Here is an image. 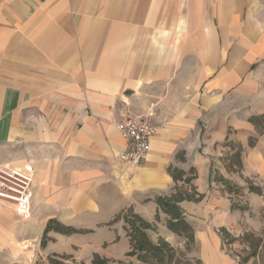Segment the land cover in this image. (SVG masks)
<instances>
[{"label": "crops", "instance_id": "0c3cea01", "mask_svg": "<svg viewBox=\"0 0 264 264\" xmlns=\"http://www.w3.org/2000/svg\"><path fill=\"white\" fill-rule=\"evenodd\" d=\"M263 58L264 0H0V146L24 143L35 168L30 217L0 202V252L55 219L86 231L49 230L44 248L120 260L129 237L112 220L127 207L155 223L150 239L173 244L181 235L155 202L174 191L172 165L195 168L203 195L179 203L194 230L188 257L237 264L214 228L223 202L209 167L229 130L254 128L241 119L239 80ZM256 107L247 115L264 113ZM132 115L155 130L147 159L126 165L116 123ZM237 132L229 140L245 143ZM107 242L123 250L101 251Z\"/></svg>", "mask_w": 264, "mask_h": 264}, {"label": "rangeland", "instance_id": "374dc122", "mask_svg": "<svg viewBox=\"0 0 264 264\" xmlns=\"http://www.w3.org/2000/svg\"><path fill=\"white\" fill-rule=\"evenodd\" d=\"M239 82L241 119L252 124L248 119L254 113L247 115L250 108L259 104L261 108L264 106V58L260 61H254ZM201 123L200 121V126ZM252 126L254 125L252 124ZM247 128L244 126L240 131L237 129L235 131L229 130L227 133V135L229 133L233 135L238 131L237 134L246 141L243 144L240 142L243 147L240 170L228 171L225 169L224 158L230 149L222 145L224 140L216 145V151L210 160L209 186L211 189L213 188V197L223 202L221 208L217 207V210L212 213V220L217 222L214 228L218 229L216 232L220 237V246L231 258H234L237 264H264V139L260 143L258 136L255 147L251 148L252 146L248 145V138L250 135L256 136V130L255 126L249 132ZM29 152L30 149L22 142L3 143L0 146V159L7 160L11 164L23 163L27 161ZM193 169L195 171V168ZM190 170L186 171L188 176L193 175ZM217 176H223L227 179V184L218 181ZM249 183L260 187L261 192L250 191ZM184 185L191 192L192 185ZM185 186L184 188H186ZM10 208L14 212L12 206ZM219 209L221 210L218 213ZM151 234L154 237V233L151 232ZM42 237V234H32L19 240L10 248L9 252L8 250L1 251L0 264H91L92 256L86 261L76 260L72 257H62L61 255L66 254L65 252H53L42 247ZM48 237L50 238V236ZM171 242L173 243L171 245L174 247V254L170 260L164 257L162 263L155 261L152 257L143 261L136 256L126 255L130 247L127 248L126 243H122L125 250L121 259L116 260L107 257L105 258L106 264H197V259L188 257L189 251L195 247L193 243L187 242V239L182 235L179 239L172 238ZM168 243L170 244V242ZM56 245V242L53 241L51 246L56 247ZM111 249H116V252L123 250V248H115L109 242L100 247V250L104 252H110Z\"/></svg>", "mask_w": 264, "mask_h": 264}, {"label": "trees", "instance_id": "16d2710c", "mask_svg": "<svg viewBox=\"0 0 264 264\" xmlns=\"http://www.w3.org/2000/svg\"><path fill=\"white\" fill-rule=\"evenodd\" d=\"M255 126L256 136L250 135L248 138V145L254 146L258 136H260L264 132V113L262 114H253L248 119ZM223 146H226L230 149L225 154L224 165L225 169L228 171H237L242 167V151L243 147L240 142H233L229 140L228 135L225 137ZM193 175L188 176L187 172H185L181 168L174 167L169 165L167 167V171L172 176V179L175 182L174 191L169 194L158 195L155 197V202L158 205V210L160 209L164 214L168 216L166 220V226L169 230L175 232L177 235H182L187 239V242L193 243L194 241V230L191 225L183 216V210L180 206V202L182 200H199L202 198V194L198 193L194 186H191V181L196 177V173L193 168H190ZM218 181L221 183L227 184V179L223 176H217ZM178 181H182V185H177ZM184 184L191 186V192L184 188ZM250 184V183H249ZM250 191H255L257 193L261 192L260 187L250 184ZM156 219H159L158 212L155 214ZM112 221L123 220L125 225V231L129 237L130 250L126 252V255L136 256V258L146 261L149 258H153L155 261L160 263L164 262V257L168 260L174 254V247L170 245L166 240L159 237L156 241L150 239L148 235V231L155 230V223L148 222L143 217H141L136 212L134 213L132 208L127 207L121 209L118 213H116L113 217ZM44 230L43 237L41 240V246L44 247L48 240V231L54 230L60 233H77V232H85L84 229H75L71 226H66L64 224L59 223L55 219H48ZM62 257L72 256L69 254H63ZM91 264H106V259L101 257L98 253L94 252ZM130 264V263H129Z\"/></svg>", "mask_w": 264, "mask_h": 264}, {"label": "built area", "instance_id": "2783aa9c", "mask_svg": "<svg viewBox=\"0 0 264 264\" xmlns=\"http://www.w3.org/2000/svg\"><path fill=\"white\" fill-rule=\"evenodd\" d=\"M116 129L126 144L118 159L126 165L145 161L155 130L149 116H127L116 123ZM34 175L32 162L0 165V202L12 206L15 214L22 218H28L32 213Z\"/></svg>", "mask_w": 264, "mask_h": 264}]
</instances>
